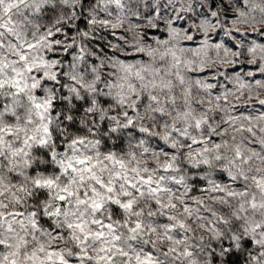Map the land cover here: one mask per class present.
Here are the masks:
<instances>
[{"label":"clouds","instance_id":"obj_1","mask_svg":"<svg viewBox=\"0 0 264 264\" xmlns=\"http://www.w3.org/2000/svg\"><path fill=\"white\" fill-rule=\"evenodd\" d=\"M56 3L0 0V264H264V0Z\"/></svg>","mask_w":264,"mask_h":264},{"label":"snow or ice","instance_id":"obj_2","mask_svg":"<svg viewBox=\"0 0 264 264\" xmlns=\"http://www.w3.org/2000/svg\"><path fill=\"white\" fill-rule=\"evenodd\" d=\"M26 2V0H17V4L19 3H24ZM221 3H223V0H220ZM59 3L65 5V7L67 6V0H59ZM90 3H95V0H83V4L84 5H89ZM117 5L120 4V0H116ZM30 6L33 9V15H44L45 19L51 20L52 17L54 15L57 14V3L56 0H30ZM212 6L213 8L216 7V0H212ZM225 8L228 7V5H224ZM205 15H212L211 13H205ZM225 15H229V13L225 12ZM90 23V21H86L83 19V17L81 16L77 27H79L81 24L86 28L88 26V24ZM183 26V25H182ZM0 27H8L7 24H3L0 25ZM8 31L11 32L12 28L8 27ZM68 31L70 32L71 29H68ZM189 32H191V29H188ZM217 37H219V32L217 33ZM63 37L59 34V32L55 33L54 35H52V39H62ZM227 43V41H226ZM31 47V45L29 46ZM233 48H235V45H232ZM26 56H22L21 59H26ZM245 68H247V65H244ZM29 71H31V68L29 67ZM231 71H238V69H232ZM46 75V73H45ZM39 94V93H38ZM40 105H37V107H39ZM0 107H2V105H0ZM11 118V117H10ZM39 183V181L37 182ZM61 199H63V197H61ZM252 240L248 239L244 242L245 247H251L252 245ZM227 247V245H226ZM151 255V254H149ZM235 258V259H233ZM220 261V257L217 256L216 254H213V264H219ZM14 264V262H13ZM145 264H149L148 261H145ZM225 264H240V256L236 251H232L231 254L227 257Z\"/></svg>","mask_w":264,"mask_h":264}]
</instances>
